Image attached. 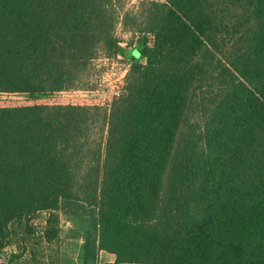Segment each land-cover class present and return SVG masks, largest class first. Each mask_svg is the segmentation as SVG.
<instances>
[{
  "label": "trees",
  "instance_id": "16d2710c",
  "mask_svg": "<svg viewBox=\"0 0 264 264\" xmlns=\"http://www.w3.org/2000/svg\"><path fill=\"white\" fill-rule=\"evenodd\" d=\"M119 27L154 43L110 102L0 107V253L70 200L111 264H264V0H0V93L89 85Z\"/></svg>",
  "mask_w": 264,
  "mask_h": 264
},
{
  "label": "rangeland",
  "instance_id": "374dc122",
  "mask_svg": "<svg viewBox=\"0 0 264 264\" xmlns=\"http://www.w3.org/2000/svg\"><path fill=\"white\" fill-rule=\"evenodd\" d=\"M141 0H126L128 8L137 6ZM122 41L117 60L95 61V75L89 85L80 89L31 96L20 93H0V107L45 105H103L110 102L124 86L125 77L134 63H145L140 50L153 45L150 34L129 33L118 28ZM197 119V118H196ZM66 203V202H64ZM59 238L52 242L46 239L48 212H39L30 220L17 221L10 226L12 244L0 253L5 264H59L61 247L81 245L86 240V254L92 249L93 234L98 231L97 211L77 201H68L59 210ZM71 236L67 230H71ZM80 236H83L81 238Z\"/></svg>",
  "mask_w": 264,
  "mask_h": 264
},
{
  "label": "crops",
  "instance_id": "0c3cea01",
  "mask_svg": "<svg viewBox=\"0 0 264 264\" xmlns=\"http://www.w3.org/2000/svg\"><path fill=\"white\" fill-rule=\"evenodd\" d=\"M68 201L69 200H62L60 203L61 208L62 206L66 205ZM81 204H84V203H81ZM93 209L95 210V208ZM71 233H72V229L67 230L68 235L71 236ZM93 236H95L93 239L94 242H92L93 246H92V249L89 255L86 254L87 250L83 246L87 243V241L82 240L80 241L81 245L61 247L59 264H111V263H114L117 259L116 255L109 253L107 251H103V250L101 251L99 249V235H98L97 230L94 232ZM80 237L83 238V236H80Z\"/></svg>",
  "mask_w": 264,
  "mask_h": 264
},
{
  "label": "built area",
  "instance_id": "2783aa9c",
  "mask_svg": "<svg viewBox=\"0 0 264 264\" xmlns=\"http://www.w3.org/2000/svg\"><path fill=\"white\" fill-rule=\"evenodd\" d=\"M72 91V90H71ZM62 92H67V91H62ZM106 104V103H105ZM105 104H103V105H105ZM0 264H5V260L2 258V257H0Z\"/></svg>",
  "mask_w": 264,
  "mask_h": 264
}]
</instances>
